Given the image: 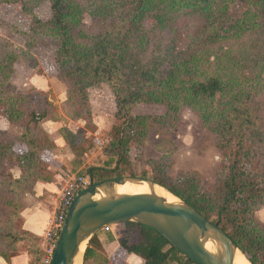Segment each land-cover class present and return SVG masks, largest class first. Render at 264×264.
<instances>
[{
  "label": "trees",
  "instance_id": "obj_1",
  "mask_svg": "<svg viewBox=\"0 0 264 264\" xmlns=\"http://www.w3.org/2000/svg\"><path fill=\"white\" fill-rule=\"evenodd\" d=\"M238 1H252L255 10L240 16L225 12L230 16L229 22L222 21L225 19L220 12L219 17L212 14L216 4L211 0H201L199 4L185 2V8L202 10V20L192 27L196 32L190 36L186 48L176 46L168 35H164L166 42L156 37L158 30L161 35L165 31L169 34L171 14L178 5L176 0H126L122 10L114 9L115 3L109 4L113 13L107 28L96 35H84L80 30L84 41L73 34L82 23V9L73 0H51V19L41 26L46 28V33L58 37L57 59L73 89L82 99H87L89 89L107 84L116 98V116L123 119L110 145L114 159L79 175L89 178L90 184L125 177L128 169L120 165L113 167V164L116 158L117 164L128 162L131 145L138 136L145 135L141 126L148 125L147 118L132 114L135 105L166 98L169 112L173 114L188 106L199 112L203 123L218 138L219 146L228 151L227 165L218 176L213 193L200 189L197 173L186 174L178 185L166 183L157 176L145 174L143 177L164 186L221 227L252 264H264V228L260 229L253 215L257 204L264 201V177L253 167V156L260 147L257 145L264 143V125L255 112L259 104L249 101L255 99L259 90L254 85L263 80L264 0ZM109 12L108 7L98 14L103 18ZM233 20L226 29L225 25ZM38 23L42 22L38 20ZM245 33L249 38L255 36V41L245 43L240 56L233 48L221 51L218 45L223 39L227 36L241 39ZM245 66L257 70L254 77H241ZM149 120L158 122L156 117ZM13 146V142H0V157L12 152ZM19 158L33 175L37 162L34 149L31 147L29 153ZM28 180L21 177L14 183L21 186ZM15 215L8 216L2 227ZM124 224L139 227L143 240L119 239V249L108 260L103 255L99 232L89 242L84 264H126L127 256L132 253L141 256L145 264H194L157 231L138 223ZM2 227L0 257L10 261L15 253L25 250L33 257L31 264H44L40 236L23 229L21 223Z\"/></svg>",
  "mask_w": 264,
  "mask_h": 264
},
{
  "label": "rangeland",
  "instance_id": "obj_2",
  "mask_svg": "<svg viewBox=\"0 0 264 264\" xmlns=\"http://www.w3.org/2000/svg\"><path fill=\"white\" fill-rule=\"evenodd\" d=\"M125 1L73 0L82 9V23L73 34L79 41H84L80 30L84 35L104 31L113 13L109 4L115 3L114 9L122 10ZM176 1L178 5L171 14L169 34L165 31L161 35L158 30L156 37H162L166 42L164 35H168L169 39L175 40L176 46L186 48L190 36L196 32L192 27L200 21L202 10L185 8L184 3L193 1L199 4L201 0ZM211 1L216 4L212 14L219 17L218 13H222L225 19L222 21L226 22L230 16L225 12L240 16L250 9L255 10L252 1ZM108 7L109 15L100 17L98 13ZM51 16V0H0V142L14 143L12 152L0 157V227L7 222L8 216L16 214L2 228L10 223H21L25 228L23 213L26 207L35 204L32 197L38 182L54 181L55 176L61 174L63 186L67 180L81 172L86 173L90 167H103L114 159L110 145L117 127L123 123V119L116 116V98L107 84L89 89L87 99H82L73 89L66 70L57 59L58 37L46 33V28L41 26ZM38 20L42 23L39 24ZM234 22L224 27L227 29ZM254 37L249 38L247 33L241 39L227 36L218 46L221 51L233 48L240 56L245 43L254 42ZM233 42H236L235 47H231ZM261 52L263 55L264 48ZM254 69L245 66L240 72L241 77H254L257 72ZM254 86L259 90L255 99L249 101L259 104L255 112L264 125V73L263 80ZM159 100L164 102L140 103L133 107L134 116L147 118L148 125L141 126L145 135L138 136L131 145L128 162L117 164L116 158L113 167L120 165L128 169L125 177L144 178L146 174L148 177L157 176L171 185H178L186 174L197 173L200 189L213 193L218 176L227 165V149L219 146L218 138L203 123L198 111L183 106L173 114L169 112L167 99ZM154 117L157 123L149 120ZM31 147L37 157L33 175L19 158V155L29 153ZM257 147L253 167L264 177V143ZM21 177L29 180L18 186L14 180ZM253 215L263 229L264 201L257 204ZM100 236L108 246L114 247L125 237L131 242L143 240L140 228L127 224H113L109 233L100 231ZM2 247L0 242V250Z\"/></svg>",
  "mask_w": 264,
  "mask_h": 264
},
{
  "label": "water",
  "instance_id": "obj_3",
  "mask_svg": "<svg viewBox=\"0 0 264 264\" xmlns=\"http://www.w3.org/2000/svg\"><path fill=\"white\" fill-rule=\"evenodd\" d=\"M127 183L146 184L149 192L119 193L118 186ZM157 186L177 200L158 194ZM128 222L157 231L194 264H234L238 252L245 255L227 232L164 186L146 178L118 177L91 183L76 196L51 264H77L79 257L84 264L89 242L97 233L105 226Z\"/></svg>",
  "mask_w": 264,
  "mask_h": 264
},
{
  "label": "crops",
  "instance_id": "obj_4",
  "mask_svg": "<svg viewBox=\"0 0 264 264\" xmlns=\"http://www.w3.org/2000/svg\"><path fill=\"white\" fill-rule=\"evenodd\" d=\"M72 157L73 155H71V158ZM63 180L64 177L61 174H57L52 182H38L35 188L36 193L32 197L35 204L26 207L23 213L25 216V229L41 237L42 242L40 246L42 249L44 245V235L50 227V218L53 216L56 209V203L59 197L57 194L60 192ZM99 238L104 248L103 255L110 260L120 244H118L117 247L108 246L109 244L107 245L100 235ZM110 243L112 244V242ZM32 261L33 257L27 251L15 253L10 261L0 257V264H31ZM107 264H111V262ZM126 264H145V260L141 256L132 253L127 256Z\"/></svg>",
  "mask_w": 264,
  "mask_h": 264
},
{
  "label": "built area",
  "instance_id": "obj_5",
  "mask_svg": "<svg viewBox=\"0 0 264 264\" xmlns=\"http://www.w3.org/2000/svg\"><path fill=\"white\" fill-rule=\"evenodd\" d=\"M90 185L89 179L77 175L65 182L60 189L56 209L50 218V227L44 235L43 250L45 251L44 264H51L57 242L66 220L67 213L76 196ZM112 225L105 226L102 231L110 232Z\"/></svg>",
  "mask_w": 264,
  "mask_h": 264
},
{
  "label": "bare ground",
  "instance_id": "obj_6",
  "mask_svg": "<svg viewBox=\"0 0 264 264\" xmlns=\"http://www.w3.org/2000/svg\"><path fill=\"white\" fill-rule=\"evenodd\" d=\"M156 191L158 194L168 198L170 201H176L177 198L167 191L163 189L162 187L157 186ZM118 192L119 193H148L149 187L148 185H142V184H135V183H127L125 185L118 186ZM212 247L209 245V248ZM85 249V244L82 246L81 251L83 252ZM77 264H82V260L79 257V262ZM234 264H251L243 255L241 252H238Z\"/></svg>",
  "mask_w": 264,
  "mask_h": 264
}]
</instances>
